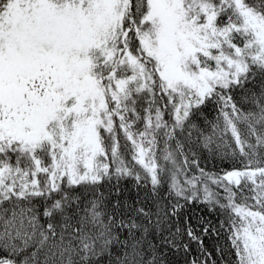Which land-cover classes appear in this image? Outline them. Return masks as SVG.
Segmentation results:
<instances>
[{
    "label": "snow or ice",
    "instance_id": "obj_1",
    "mask_svg": "<svg viewBox=\"0 0 264 264\" xmlns=\"http://www.w3.org/2000/svg\"><path fill=\"white\" fill-rule=\"evenodd\" d=\"M0 264H264V0H0Z\"/></svg>",
    "mask_w": 264,
    "mask_h": 264
}]
</instances>
